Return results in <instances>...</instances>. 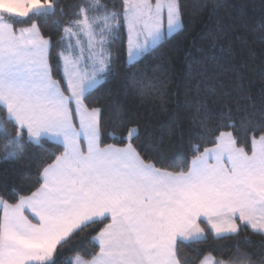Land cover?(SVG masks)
<instances>
[{
	"label": "snow or ice",
	"instance_id": "snow-or-ice-1",
	"mask_svg": "<svg viewBox=\"0 0 264 264\" xmlns=\"http://www.w3.org/2000/svg\"><path fill=\"white\" fill-rule=\"evenodd\" d=\"M52 17L56 40L42 30ZM185 29L181 0H0V162L57 146L34 177H21L27 188L0 192V264H264L247 252L217 262L182 251L245 229L264 246V107L246 95L243 107L217 111L205 77L192 101L198 142L176 167L165 166L161 143L138 144L139 126L118 112L107 133L115 142L105 143L103 108L88 102L114 70L122 31L131 65ZM77 237L91 251L61 259Z\"/></svg>",
	"mask_w": 264,
	"mask_h": 264
},
{
	"label": "trees",
	"instance_id": "trees-1",
	"mask_svg": "<svg viewBox=\"0 0 264 264\" xmlns=\"http://www.w3.org/2000/svg\"><path fill=\"white\" fill-rule=\"evenodd\" d=\"M79 0H60L61 4L75 5ZM104 2V0H102ZM118 3L119 0H113ZM185 16L184 32L165 40L155 50L136 63L126 62V34L112 44L116 55L113 72L106 83L89 96V103L103 108L105 143H113L107 133L113 128L117 112L129 124L140 129L138 144L159 142L167 150L165 166H183L191 159L189 143L198 142L191 115L192 103L197 89L207 87L205 77L212 78L216 94L211 103L217 111L225 105L236 110L248 101L250 95L256 110L262 107L264 91V29L260 22L264 17V0H181ZM219 5L214 16L209 9ZM111 6V4L109 5ZM73 9L69 8L70 13ZM66 16L64 19H67ZM49 18L42 25L45 35L56 40L60 32L54 20ZM223 21L218 27L217 21ZM63 22V21H62ZM215 41L214 48H210ZM55 49L53 57H55ZM214 53L216 61L209 63L207 57ZM243 91H239V89ZM183 144L182 155H177L178 145ZM55 143L46 141L43 148L27 147L18 162H0V192L10 193L14 188H27L21 177H34L37 169L48 160L49 152H55ZM203 147H201V151ZM4 142L0 140V155ZM9 198H11L9 196ZM64 251L61 259L71 258L77 252L84 254L91 248L87 239ZM259 236L242 230L239 237L231 240H214L210 235L198 245L185 246L182 251L189 257L203 258L210 255L217 262L239 261V253L247 252L253 260L264 255ZM239 241V243H237ZM199 251H196V250ZM198 264V261H196Z\"/></svg>",
	"mask_w": 264,
	"mask_h": 264
},
{
	"label": "crops",
	"instance_id": "crops-1",
	"mask_svg": "<svg viewBox=\"0 0 264 264\" xmlns=\"http://www.w3.org/2000/svg\"><path fill=\"white\" fill-rule=\"evenodd\" d=\"M50 142L54 143L53 141H50ZM214 261H216V260L214 259Z\"/></svg>",
	"mask_w": 264,
	"mask_h": 264
},
{
	"label": "rangeland",
	"instance_id": "rangeland-1",
	"mask_svg": "<svg viewBox=\"0 0 264 264\" xmlns=\"http://www.w3.org/2000/svg\"><path fill=\"white\" fill-rule=\"evenodd\" d=\"M153 3H155V0H153ZM128 64V63H127Z\"/></svg>",
	"mask_w": 264,
	"mask_h": 264
}]
</instances>
